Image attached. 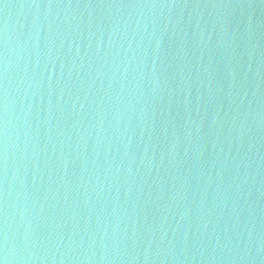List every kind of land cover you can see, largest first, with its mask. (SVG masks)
I'll list each match as a JSON object with an SVG mask.
<instances>
[{
    "label": "water",
    "instance_id": "obj_1",
    "mask_svg": "<svg viewBox=\"0 0 264 264\" xmlns=\"http://www.w3.org/2000/svg\"><path fill=\"white\" fill-rule=\"evenodd\" d=\"M5 230L17 264H264V0H0Z\"/></svg>",
    "mask_w": 264,
    "mask_h": 264
},
{
    "label": "clouds",
    "instance_id": "obj_2",
    "mask_svg": "<svg viewBox=\"0 0 264 264\" xmlns=\"http://www.w3.org/2000/svg\"><path fill=\"white\" fill-rule=\"evenodd\" d=\"M5 161L7 160V148L5 146ZM7 217H5V221ZM17 256L15 253L8 247V236L7 231L5 230L2 241H0V264H17Z\"/></svg>",
    "mask_w": 264,
    "mask_h": 264
}]
</instances>
